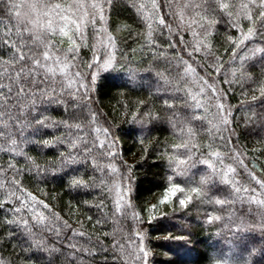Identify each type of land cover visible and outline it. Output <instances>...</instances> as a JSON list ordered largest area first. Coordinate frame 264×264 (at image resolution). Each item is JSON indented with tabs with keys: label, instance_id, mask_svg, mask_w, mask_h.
<instances>
[{
	"label": "trees",
	"instance_id": "trees-1",
	"mask_svg": "<svg viewBox=\"0 0 264 264\" xmlns=\"http://www.w3.org/2000/svg\"><path fill=\"white\" fill-rule=\"evenodd\" d=\"M260 2L0 0V261L264 264Z\"/></svg>",
	"mask_w": 264,
	"mask_h": 264
},
{
	"label": "snow or ice",
	"instance_id": "snow-or-ice-1",
	"mask_svg": "<svg viewBox=\"0 0 264 264\" xmlns=\"http://www.w3.org/2000/svg\"><path fill=\"white\" fill-rule=\"evenodd\" d=\"M257 7H264V0H261V2L257 5ZM162 22V21H161ZM0 23H3V21H0ZM36 67H39V65H35ZM21 73L23 74L24 72L23 71H21ZM53 74H55V73H53ZM0 75H2V74H0ZM4 87V85H0V89H2ZM46 93H44V92H42L41 93V95H45ZM6 102L3 100V97L2 96H0V109H2L3 108V106H4V104H5ZM0 114H2V112H0ZM15 183V182H14ZM172 191H173V189H169L168 190V193L166 194V197L168 196V195H170L171 193H172ZM31 194H29V196H30ZM18 199H21L22 201H23V198L22 197H17ZM32 200L33 201H35V197H32ZM162 203H163V201H161ZM37 203H41V202H37ZM181 203L182 204H185L186 203V200L185 201H181ZM45 207H46V205H45ZM22 208H28V204L27 203H23L22 202ZM22 208H17V209H15V211L16 212H20L21 210H22ZM32 209L31 208H29V211H31ZM34 219H36V217L34 216L33 217ZM24 223L25 224H27V221H24ZM37 223H43V216H42V214L40 215V217H39V219H37ZM0 264H4V262L3 261H0Z\"/></svg>",
	"mask_w": 264,
	"mask_h": 264
},
{
	"label": "rangeland",
	"instance_id": "rangeland-1",
	"mask_svg": "<svg viewBox=\"0 0 264 264\" xmlns=\"http://www.w3.org/2000/svg\"><path fill=\"white\" fill-rule=\"evenodd\" d=\"M170 189H173V191H172V193L170 194V195H168L167 197H166V194L168 193V190L167 191H165L162 195H160L158 198H159V201H160V203L161 204H165V203H168L169 201H170V199H171V196H174V194H178L180 197H177V199H179L178 201V206H183V205H185V204H182L181 203V201H185V199H187V197H189L188 195V193L186 194V195H183L184 196V198L181 196V194H179L178 192H179V189L178 188H176V187H173V188H170ZM161 201H163V203L161 202ZM215 247V246H214ZM216 248H217V250H219V247H217L216 246ZM215 249V248H214ZM249 251V250H248ZM253 251V254L254 253H256L255 252V250H252Z\"/></svg>",
	"mask_w": 264,
	"mask_h": 264
}]
</instances>
